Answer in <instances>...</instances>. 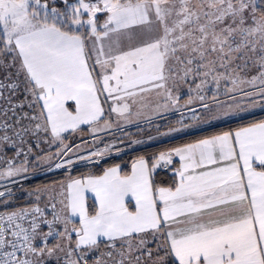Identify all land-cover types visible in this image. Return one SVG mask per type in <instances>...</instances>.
<instances>
[{"label": "snow or ice", "instance_id": "obj_1", "mask_svg": "<svg viewBox=\"0 0 264 264\" xmlns=\"http://www.w3.org/2000/svg\"><path fill=\"white\" fill-rule=\"evenodd\" d=\"M60 3L0 0V157L15 151L0 178L27 171L32 139L56 144L66 158L56 168L70 170L80 145L66 141L82 126L95 136L112 114L130 122L153 102V111L176 108L184 84L185 103L208 113L215 86L212 120L264 109V0ZM222 82L231 104L218 99ZM109 151L78 159L99 163ZM168 168L172 183H158L154 173ZM35 197L0 214V264H264V119L139 156L130 172L69 175Z\"/></svg>", "mask_w": 264, "mask_h": 264}, {"label": "trees", "instance_id": "obj_2", "mask_svg": "<svg viewBox=\"0 0 264 264\" xmlns=\"http://www.w3.org/2000/svg\"><path fill=\"white\" fill-rule=\"evenodd\" d=\"M49 3H50V7L54 6V7L61 9V10L63 8L62 4L60 3V0L55 1V3H53L52 0H49ZM0 76L3 77V75H1V74H0ZM20 98L21 99L24 98L23 93L20 94ZM25 108L28 109L27 107H25ZM259 119H264V111L250 115V116L243 117V119H234L231 121L212 125V126L204 128V129L195 130V131H191V132L189 131V132L180 133L177 135H171V136L169 135L168 137H165L161 140L149 142L148 144H146L142 147H139V148L133 149L131 151H128L126 153L108 158L105 161H103V163L101 165L77 168V169H73V170L68 171V172L57 173L54 175H50V176L38 179L36 181H33L31 183H28L26 185H23V186L15 189L8 197H6L4 200H2L0 202V206L13 209V208H17V207L22 206V205L30 204V203L36 201V200H31L33 195H34V193H32V191H34V190H36L42 186H46V185H49V184H52L55 182H59V181L63 180L64 178H66V176H69V175H71L73 177H79V176H84L90 172L95 173L97 175H100V174H102L104 168L114 166L117 164H119L121 166V172L122 173L130 172L131 164H132L133 160H135L139 156L143 155V156L149 157V156H152L153 154H158L161 151H166L168 149H171V148L183 145V144H187V143H190L192 141H196L198 139H201V138H204L207 136L218 134V133H221L224 131L234 130L239 126L247 124L253 120H259ZM141 127L142 126H139V129ZM133 129L137 130L138 127L133 128ZM133 129L130 127L125 128L122 131L118 132L116 134V136L129 135V137H130V134L133 133V131H134ZM86 130L87 129H85V131ZM138 134H139V136H141L140 135L141 133H138ZM77 135H79V133L73 134L70 137V139L66 141V143H74L76 140L78 141ZM81 139H83V138H81ZM30 143L32 145L31 151H32V155L34 156V160L30 165L26 166L27 167L26 172H30L32 170H37V169L45 167V165L43 166L39 162H37V155L40 153L41 146L44 149H46L49 146V143L44 142L43 139H41L39 141H36L35 139H33L30 141ZM89 143L90 142H87L88 148H89ZM37 144H39L38 147H37ZM7 152H8L7 154L10 155L12 151H7ZM154 178L158 183H161L163 185H170L174 179L173 176L169 175L164 170H159L155 174ZM25 189H29L31 193H25L24 192ZM40 202H43V200H41ZM92 204L93 203L90 201L89 205L91 206Z\"/></svg>", "mask_w": 264, "mask_h": 264}, {"label": "rangeland", "instance_id": "obj_3", "mask_svg": "<svg viewBox=\"0 0 264 264\" xmlns=\"http://www.w3.org/2000/svg\"><path fill=\"white\" fill-rule=\"evenodd\" d=\"M55 1H58V0H55ZM0 74L3 75L2 72H0ZM255 74H256L255 71H252L250 73V75H255ZM196 82L199 83L198 80ZM191 87L194 88L195 84H191ZM224 87H225V85L222 82L221 87L217 93L218 99L221 102H226L228 104H231V103H233V101H231L229 99V97L224 94ZM248 90L252 91L253 89L251 87H249ZM214 91H216L215 86L210 84L208 90L205 93V95L207 97H209L207 99V103L212 105L213 110H214L213 113H208L205 110H203L201 108V102L199 100H193L191 104H186L185 102L189 99L190 93H189V85L184 84V85L180 86L179 94L181 96V100H180V104L176 108L163 110V111H160L158 113H154L152 115H149L148 113L143 112L138 116L137 115L132 116V117H136V118H134V120L131 119V121L129 123L127 121H124V120L119 121L116 124V128L119 126H123V125L124 126H126V125L130 126V128H132V129L138 127L137 130L133 129L134 130L133 133H131V134L129 133L130 137H129V135H126L127 137L123 136V138L126 139V141H125L126 146L125 147L126 148L127 147H133V146L137 145L138 143H142L139 140L137 143L132 142L137 137H143L145 139V141L153 142V141L161 140L165 137H168L169 135L170 136L171 135H177V134L189 132L190 130L198 128L202 125V123H204V122H200V121L212 120L211 119L212 115L216 114L215 113L216 102L210 98ZM191 95L195 96V93L193 92V93H191ZM237 96L239 97L238 93H237ZM256 99L259 100L260 98L256 97ZM241 103H244V101H241ZM190 109L196 110L197 115L200 118L199 120H194L192 118L193 114H192V111H190ZM260 109H262V108L257 107L255 109H252L251 113L255 112L256 110H260ZM179 110H181V111H179ZM146 114H148V115H146ZM219 120H222V119H219ZM219 120H216V121H219ZM226 120L231 121V119L229 120V118H227ZM181 121H183V124H181ZM121 122H123V123H121ZM183 125H189V127L185 128V127H183ZM139 126H142V127L139 129ZM123 128L125 129V127H123ZM127 128H129V127H127ZM173 129H181V130L180 131H173ZM122 130L123 129H119L118 131L115 132V134H117L118 132H120ZM137 132L141 133L140 134L141 136H139V134ZM77 136H78V141L76 140L73 144H76V145L87 144V143H85L86 139L88 140V137H89V134L87 133V131H85L84 133L83 132L79 133V135H77ZM81 138H83V139H81ZM57 150L58 149H57L56 144H49V146L46 149L42 148V146H41L40 153L37 155V162H39L43 166L44 165L47 166V165L53 163L54 161H56L57 159L60 158V157L55 155ZM3 170H5V169H3ZM3 170H0V171H3ZM26 173L27 172H24L23 174L12 177V178H7V177L0 178V181L6 180V179L7 180L13 179V178L22 176ZM61 182L62 181L55 182V183H52V184H49L46 186H42L38 189L43 190L45 188L51 189L52 187H55L57 190H59V185L61 184ZM36 190L32 191V193H34V195H33L31 200H36V197H35ZM24 192L25 193H31L29 189H25ZM47 195L48 194L45 193L42 196V198H47ZM155 246H156L155 243H152L149 245V247H151L153 250H155Z\"/></svg>", "mask_w": 264, "mask_h": 264}, {"label": "built area", "instance_id": "obj_4", "mask_svg": "<svg viewBox=\"0 0 264 264\" xmlns=\"http://www.w3.org/2000/svg\"><path fill=\"white\" fill-rule=\"evenodd\" d=\"M3 77L0 76V79H2ZM19 99L20 96H19ZM22 100V99H21ZM24 111L26 112H31L30 109H26L24 108ZM97 136H93V135H89L88 137V141L90 142V147L83 151V152H80V153H77V155L73 156V160L76 161L75 164L71 167L70 170H66L65 167H62V168H56V164L57 163H61L63 164L64 163V159L62 158H59L57 159L56 161H54L53 163L43 167V168H40V169H37V170H32L30 172H27L26 174L22 175V176H19V177H16V178H13V179H6V180H2L0 181V192H4L5 193V196L4 197H0V202L2 200H4L6 197H8L15 189L23 186V185H26L28 183H31L33 181H36L38 179H41V178H44V177H47V176H50V175H54V174H57V173H62V172H68V171H71L73 169H77V168H82V167H89V166H96V165H101L103 163V161H105L106 159L108 158H111L113 156H116V155H120V154H123V153H126L128 151H131L133 149H136V148H139V147H142L146 144H148L150 141H145V139L143 137H137L135 140H133L132 142H138V140L142 143H138L137 145L133 146V147H125V141L126 139H124L123 137H118V138H113V139H110L106 142H102V143H97ZM144 141V142H143ZM106 146H108L110 148V151L105 155V157L102 159V160H99V163H94L93 161L95 160H98L99 158H93L92 161L90 160H79L78 159V156H84V157H88L89 154L92 152V151H96V150H103ZM7 151H12L10 155H8ZM25 151L27 152L28 151V147L27 145L25 146ZM15 155V151L11 148H8L5 150V152L3 153L2 157H0V170H3V169H6L7 168V164H6V161L8 159H11L12 157H14ZM34 160V156L32 155V151L29 152L28 156H27V163L26 165H30ZM22 161H24V157L21 156L19 158L16 159V164L19 165ZM170 168L168 169H164L166 171H168ZM47 203V200L44 201V202H40V207H44L45 204ZM36 204V201L30 203V204H27V205H22V206H19L17 208H13V209H10V208H5V207H1L0 206V214H5V213H10V212H13V211H18L20 209H30L32 208L33 206H35ZM48 212L50 213L51 212V209L50 207L48 208ZM49 219H51V215L49 214ZM46 226H45V231H46Z\"/></svg>", "mask_w": 264, "mask_h": 264}, {"label": "crops", "instance_id": "obj_5", "mask_svg": "<svg viewBox=\"0 0 264 264\" xmlns=\"http://www.w3.org/2000/svg\"><path fill=\"white\" fill-rule=\"evenodd\" d=\"M152 99H153V101H155V96L153 95V97H152ZM110 103V102H109ZM160 103H163V101H160ZM105 107L107 108V105H105ZM156 107V105H155V103L153 102V103H151L148 107H145V108H143V109H139V111H140V113H143V112H145V113H148L149 115H152V114H154V113H158V112H160V111H163V110H167V109H160L159 111H153V109ZM138 109H136V108H134L133 109V113H134V115L133 116H135V112L137 111ZM179 111H181V110H179ZM264 111V109H260V110H256L255 112H253V113H251V114H244V116L243 117H246V116H249V115H252V114H256V113H259V112H263ZM148 114H146V115H148ZM134 118H136V117H132L131 119L132 120H134ZM234 120V119H237V118H235V117H232V118H229V120ZM112 121H113V124H112V127L110 128V129H108L107 131H99L98 133H96V135L95 136H97L98 138H97V143H102V142H106V141H108V140H110V139H113V138H118V137H120V136H116V134H115V132L116 131H118L119 129H124L123 127H125V128H127V127H130V126H119V127H117L116 128V124L118 123L117 122V117H116V115L115 114H112ZM226 121H228V120H224V119H222V120H219V121H216V120H207V122H204V123H202V125L200 126V127H198V128H195V129H193V130H190V131H195V130H200V129H204V128H206V127H209V126H212V125H216V124H219V123H223V122H226ZM128 123H129V121H127ZM121 123H123V122H121ZM84 129H87V126L85 125V126H82ZM87 131V133L89 134V135H91L89 132H88V130H86ZM121 137H123V136H121ZM86 141H88L87 139H86ZM89 142V141H88ZM192 142H195V141H192ZM192 142H190V143H192ZM184 145V144H183ZM181 146V145H180ZM89 147H90V143H89ZM178 147V146H177ZM88 149V144H82V145H80V150H79V152L78 153H80V152H83V151H85V150H87ZM178 166V165H177ZM111 167V166H110ZM121 167V166H120ZM108 168V167H107ZM159 170H164V169H158L157 170V172L159 171ZM130 171H131V169H130ZM164 171H166V170H164ZM156 172V173H157ZM169 175H171V176H173L174 177V170L173 169H169L168 171H166ZM156 173H154V176H155V174ZM88 174H95V173H92V172H90V173H87L86 175H88ZM95 175H97V174H95ZM73 177V176H72ZM79 177H81V176H79ZM69 178V176H66V178H64L63 180H61L62 182H66L67 181V179ZM78 178V177H77ZM175 178V177H174ZM41 200H43V202L44 201H46L47 200V198H42ZM92 202V203H94V200H93V198H92V196H91V194H89V199H88V204H89V202ZM128 204H129V208H130V210H134V207H135V201L134 200H131V198H128V200L126 201Z\"/></svg>", "mask_w": 264, "mask_h": 264}]
</instances>
